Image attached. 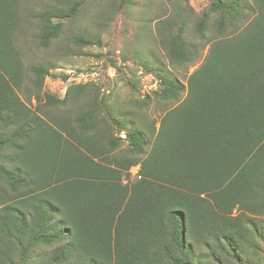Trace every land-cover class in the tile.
Returning a JSON list of instances; mask_svg holds the SVG:
<instances>
[{"label": "trees", "instance_id": "obj_1", "mask_svg": "<svg viewBox=\"0 0 264 264\" xmlns=\"http://www.w3.org/2000/svg\"><path fill=\"white\" fill-rule=\"evenodd\" d=\"M252 1L247 19L240 0H211L195 30L215 34L186 84L155 70L151 92L171 106L147 133L135 111L111 108L98 80L72 81L64 98L45 91L53 64L30 68L32 109L20 95V2L0 0V178L10 189L0 192V231L19 264L56 244L44 264H264V0ZM81 4L42 10L39 44L60 38ZM177 25L162 22L170 63L192 64L187 19ZM127 82L135 101L151 102ZM135 165L141 177L131 180Z\"/></svg>", "mask_w": 264, "mask_h": 264}, {"label": "rangeland", "instance_id": "obj_2", "mask_svg": "<svg viewBox=\"0 0 264 264\" xmlns=\"http://www.w3.org/2000/svg\"><path fill=\"white\" fill-rule=\"evenodd\" d=\"M75 1H81L82 4L75 15L63 19L64 29L60 38L53 41L49 47L41 46L37 40L41 24L38 14L45 8L69 5ZM240 1L246 5L245 17L251 19L254 16L253 1ZM19 2L22 26L17 34L16 43L26 70L25 87L20 91L22 97L28 100L32 96L30 91L34 90V87L30 68L33 65H54L51 74L45 79L43 89L61 98L71 83L63 76L69 77L68 72L72 76L77 71L86 72L84 79L91 82L93 79L98 80V86L105 90V93L111 91L109 102L111 108L124 113L135 111V118L140 121L147 133L148 126L153 122L159 126L164 111L171 106L169 101L158 99L151 92V89L159 87L155 70L167 69L186 84L188 76L205 61L211 45L210 39L215 34L212 26L207 30L205 37L200 36L195 30L198 19L209 8L211 0H129L122 7L115 6L114 0H19ZM183 17L187 19V35L197 47L198 57L192 64L172 65L162 40V22L170 21L177 27L178 19ZM87 40H93L94 43L87 44ZM143 65L153 73L143 74L145 72ZM78 77L75 76L77 80H82ZM129 78H134L138 82L142 95L151 96L148 105L142 106L135 101L139 93L127 82ZM29 105L35 110L36 102L32 100ZM75 105L77 103L73 104L68 100L64 106L75 108ZM61 106L65 108L60 105L57 109L53 107L44 110L60 112L64 110ZM9 154H14L9 148L2 152L6 165L13 167L8 158ZM136 169L133 168L134 171ZM2 189L10 192L4 178H0V192ZM260 244L262 246V243ZM7 245L0 231V251L4 250L9 255L6 260L5 257L0 258V262L19 264L20 255L14 253L10 246L7 248ZM56 248L57 244L35 248L28 260L31 264H44L52 250Z\"/></svg>", "mask_w": 264, "mask_h": 264}, {"label": "built area", "instance_id": "obj_3", "mask_svg": "<svg viewBox=\"0 0 264 264\" xmlns=\"http://www.w3.org/2000/svg\"><path fill=\"white\" fill-rule=\"evenodd\" d=\"M69 74V77L67 76V80H69L70 82H77V83H80V82H87L88 81V79H84V77L83 76H85V73L86 72H84V73H81V71H77V72H75V74H74V76H72V75H70V72H68ZM66 76V75H65ZM75 76L76 77H78L79 79H82V80H77L76 78H75ZM93 80H95V79H93ZM146 95V94H145ZM143 96H144V94H143ZM121 135H122V137H125L126 135H125V132L124 131H122V133H121ZM133 168H137L135 171L133 170ZM139 169H140V165H135V166H133L131 169H130V173H131V177L133 178H140L141 177V175H140V173H139Z\"/></svg>", "mask_w": 264, "mask_h": 264}, {"label": "crops", "instance_id": "obj_4", "mask_svg": "<svg viewBox=\"0 0 264 264\" xmlns=\"http://www.w3.org/2000/svg\"><path fill=\"white\" fill-rule=\"evenodd\" d=\"M20 95H21V94H20ZM21 97H22V95H21ZM22 99H24V98L22 97ZM24 100H25V99H24ZM32 100H33L34 102H36V99H35L34 97H32L31 101H32ZM133 179H134V178L131 177V180H133ZM125 181H127V180H125Z\"/></svg>", "mask_w": 264, "mask_h": 264}]
</instances>
